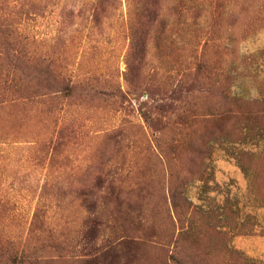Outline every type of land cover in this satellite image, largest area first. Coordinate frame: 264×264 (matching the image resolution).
<instances>
[{
	"label": "rangeland",
	"instance_id": "1",
	"mask_svg": "<svg viewBox=\"0 0 264 264\" xmlns=\"http://www.w3.org/2000/svg\"><path fill=\"white\" fill-rule=\"evenodd\" d=\"M0 8L74 85L0 106V237L37 264H264V116L243 106H264V0ZM219 82L241 114L209 106Z\"/></svg>",
	"mask_w": 264,
	"mask_h": 264
},
{
	"label": "trees",
	"instance_id": "2",
	"mask_svg": "<svg viewBox=\"0 0 264 264\" xmlns=\"http://www.w3.org/2000/svg\"><path fill=\"white\" fill-rule=\"evenodd\" d=\"M1 1V0H0ZM28 41L26 35L22 32L18 23L13 20V16L5 14L0 8V106L7 105L10 101L29 102L39 99V97H54L63 94L64 96H73L74 85L68 77L60 71L53 70L49 65H46V57L41 54L31 52L27 47ZM46 75L42 80L41 77ZM211 75L207 72L198 71L196 79L198 85L202 86L207 83ZM33 81L34 86L29 87L28 84ZM212 81L218 82L212 78ZM47 100H44L46 102ZM214 106L235 110V114H241L239 109L240 101L232 100L225 94L223 83L219 82L214 87L213 91ZM245 110L261 114L264 116V106L260 101H254L252 104L243 103ZM236 108V109H234ZM231 113V112H228ZM214 114V113H213ZM217 114V113H216ZM2 123L0 122V125ZM3 126H0V139H6V134L3 133ZM216 131H224L225 125H219ZM193 150H198V146H193ZM176 197L174 198V202ZM120 246V245H119ZM112 249L114 252L117 250ZM102 255L93 258V264H106V257ZM91 262H93L91 260ZM37 259H34L27 251H22L17 248L15 240L8 237H0V264H37ZM89 263V261H88ZM92 264V263H90ZM199 264H240L227 262L224 260H201Z\"/></svg>",
	"mask_w": 264,
	"mask_h": 264
}]
</instances>
